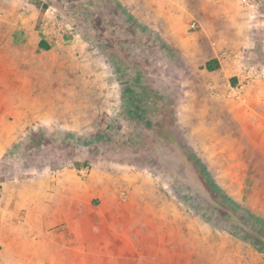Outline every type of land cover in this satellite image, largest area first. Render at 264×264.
Returning <instances> with one entry per match:
<instances>
[{
  "label": "rangeland",
  "instance_id": "obj_1",
  "mask_svg": "<svg viewBox=\"0 0 264 264\" xmlns=\"http://www.w3.org/2000/svg\"><path fill=\"white\" fill-rule=\"evenodd\" d=\"M162 1L0 0L6 34L27 32L17 55L32 60V98L4 116L0 179L44 169H73L86 183L97 177L118 203L133 205V217H162L170 230L180 220V264H237L218 247L225 240L234 251L231 242L239 241L264 253V217L254 211L264 198V173L243 162V150L221 154L220 103L206 92L210 75L201 76L204 66L183 60L147 24ZM246 1L249 11L258 6L251 29L260 35L252 41L257 65L246 67L263 71L264 0ZM188 28L201 30L195 19ZM167 238L166 255L174 245Z\"/></svg>",
  "mask_w": 264,
  "mask_h": 264
},
{
  "label": "crops",
  "instance_id": "obj_2",
  "mask_svg": "<svg viewBox=\"0 0 264 264\" xmlns=\"http://www.w3.org/2000/svg\"><path fill=\"white\" fill-rule=\"evenodd\" d=\"M205 3L203 7L197 0H188L187 4L163 0L157 6V16L148 18L147 24L183 60L195 61V67L217 62L218 67L212 71L201 69V76H206L205 71L210 75L206 92L212 102L220 103L224 131L221 154H230L231 149L240 156L243 150V162L259 165L264 173V70L246 67L254 64L253 37H260L251 29V19L259 15L258 6L253 5L249 11L241 5L242 0ZM193 19L201 30H189ZM5 31L0 22V154L6 146V110L19 113L20 99L32 98V60L17 55L18 50L26 49L23 43L27 32H21V27L11 28L7 34ZM39 47L48 48L43 41ZM259 54L254 53V57ZM202 55L204 62L197 59ZM257 62L264 67V57ZM204 112L209 114V110ZM96 179L86 183L73 169H44L24 179H0V264H180V220H172L170 230L161 215L150 222L148 217H133V205L118 203L115 191ZM93 199L100 202L93 205ZM260 202L254 211L264 217L263 197ZM208 233L205 239L211 242V230ZM166 236L174 244L168 256L163 251ZM223 242L219 252L228 251L229 259L237 264H264V253L252 246L233 241L234 251H230L228 241ZM207 251L206 263L210 259Z\"/></svg>",
  "mask_w": 264,
  "mask_h": 264
},
{
  "label": "trees",
  "instance_id": "obj_3",
  "mask_svg": "<svg viewBox=\"0 0 264 264\" xmlns=\"http://www.w3.org/2000/svg\"><path fill=\"white\" fill-rule=\"evenodd\" d=\"M218 67V64H217V62L215 61V60H212L211 62H208V63H206V66H205V68H206V70H208V71H212V70H214L215 68H217ZM200 173H201V175L203 176V177H206V176H208L207 174H206V171H205V169L201 166L200 167ZM213 186L214 184H213V182L212 181H210V184H209V186Z\"/></svg>",
  "mask_w": 264,
  "mask_h": 264
},
{
  "label": "built area",
  "instance_id": "obj_4",
  "mask_svg": "<svg viewBox=\"0 0 264 264\" xmlns=\"http://www.w3.org/2000/svg\"><path fill=\"white\" fill-rule=\"evenodd\" d=\"M245 4H246V6H248L249 4H251V0H247ZM191 27H192V28H195V27H196V24L193 23V24L191 25Z\"/></svg>",
  "mask_w": 264,
  "mask_h": 264
}]
</instances>
